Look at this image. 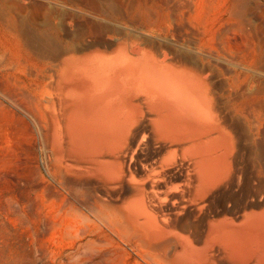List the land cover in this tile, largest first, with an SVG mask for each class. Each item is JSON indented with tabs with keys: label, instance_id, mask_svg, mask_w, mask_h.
Returning <instances> with one entry per match:
<instances>
[{
	"label": "bare ground",
	"instance_id": "obj_1",
	"mask_svg": "<svg viewBox=\"0 0 264 264\" xmlns=\"http://www.w3.org/2000/svg\"><path fill=\"white\" fill-rule=\"evenodd\" d=\"M250 2L0 0V200L44 264H264Z\"/></svg>",
	"mask_w": 264,
	"mask_h": 264
},
{
	"label": "rangeland",
	"instance_id": "obj_2",
	"mask_svg": "<svg viewBox=\"0 0 264 264\" xmlns=\"http://www.w3.org/2000/svg\"><path fill=\"white\" fill-rule=\"evenodd\" d=\"M250 8L254 12L255 11L260 12L264 16V0H251ZM0 186H3V185H0ZM0 189L4 190L5 187L4 186L2 188L0 187ZM1 190H0V199H1V197H3V195L5 196V194H6V189L4 191L3 190L1 191ZM3 198H5V197H3ZM3 198H2V200H3ZM2 200H0V204H1L0 210L2 209L1 207H3V210H5L6 212L2 211L3 212L2 213L0 211V213H1L0 214V264H41V263L44 264L43 263L44 259L42 258L43 257V254H42L43 249L45 248V246L46 247L48 246V248H51L52 247L51 244H53V239H52V237L50 238L49 235H47V237H46V235L42 234V236L45 238H43V239L41 238L42 239L41 241H40V239L38 240V238H40V237H37L38 233H40L38 231H41L40 230L41 228L43 229V226H42L43 223L40 222L41 221L40 219H42V215H40V213H39L38 209H36V207L35 208L34 207L33 208L32 207L26 208L25 206H21V205H18L16 203H10V204L8 203L7 204L6 202L5 203L7 205H4L5 203L3 201H5V200H3V201ZM1 202H3V204ZM6 206H8L7 209H6ZM9 207H11V208H9ZM16 208H17V210H16ZM32 209H35V210H32ZM8 210H9V213H8ZM20 210L23 213L25 212L24 213L25 215L23 213H21ZM36 210L40 216L38 214H37L38 216L36 214H34V215L39 218V221H38V218H36L35 216L33 217V213H35L34 211H36ZM10 211H12V212L10 213ZM13 211H16V212L18 211V212L16 214V212L14 213ZM26 212H29V214L28 213L26 214ZM30 212L32 214L31 216H30ZM14 214H15V216H14ZM22 217L23 218L25 217L24 218L25 220ZM31 217L34 218V221L30 220ZM35 218L37 219V222H36ZM17 219H19V220H17ZM27 220H28V222H27ZM31 222L32 223L35 222V223L31 224ZM22 223H23V225H22ZM28 223L31 224L29 226L31 228L33 227L32 229H30V227L29 228L27 227ZM35 224L39 225V226H36ZM35 226L38 229L34 231L33 229H36ZM29 229L33 233L32 232L30 233ZM41 233H44V231L43 232L41 231ZM41 233L38 236H41ZM50 239H51V241L49 242ZM44 241H45V243H43ZM39 242H41V243H39ZM42 243H43V245H45L44 247H43ZM40 245L43 247V249H41ZM40 250H42V251H40ZM47 263L52 264V262H47ZM53 264H55V263H53Z\"/></svg>",
	"mask_w": 264,
	"mask_h": 264
}]
</instances>
